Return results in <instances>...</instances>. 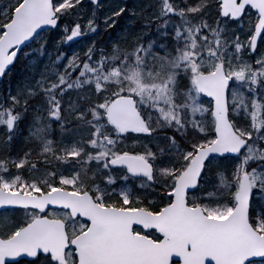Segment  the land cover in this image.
<instances>
[{
	"label": "snow or ice",
	"instance_id": "snow-or-ice-1",
	"mask_svg": "<svg viewBox=\"0 0 264 264\" xmlns=\"http://www.w3.org/2000/svg\"><path fill=\"white\" fill-rule=\"evenodd\" d=\"M213 2L218 10L222 0ZM185 11L181 0L171 11L162 8L159 27L167 29L165 17L183 19ZM187 11L189 15L202 11L199 0ZM237 21L217 13L214 25L220 39L224 38L223 25ZM202 22L203 29L195 27L200 40L192 36L185 21L183 27L174 26L171 34L164 31L163 42L138 38L132 47L114 44L111 56L100 49L97 68L85 62L87 72L79 67L65 71L75 81V88L65 85L61 77L60 96L70 91L84 93L69 101L70 120L62 117L65 105L59 97L35 104L29 117L28 109L40 94L27 85L19 95L9 93L0 100V213H43L71 207L54 201L65 191L79 194L71 190L77 188L72 177L78 178L80 169L88 172L94 168L101 175L120 169L121 179L127 183L137 175H147L146 169L160 167L172 172L170 202L175 199L176 182L181 181L186 207H192L189 196L196 204L215 200L222 217L220 205L227 204L234 212L238 197L243 196L249 215L264 222V52L260 51L264 31L255 46L249 47L235 34L237 43L225 59L216 50L219 39L215 49H205L210 39L204 34L209 31L207 17ZM0 69H4L2 59ZM21 96L25 99L18 111L10 105L20 104ZM238 119L244 123L238 124ZM20 130L24 133L22 146L16 147ZM68 133L73 139H64ZM49 154L55 162L72 166V174H65L63 168L59 173L52 170ZM26 168L32 173L42 169L52 180L32 178L18 183ZM201 187L207 190L199 192ZM40 262V256L32 260L22 257L17 264ZM44 262L47 264V258ZM257 264H264V258Z\"/></svg>",
	"mask_w": 264,
	"mask_h": 264
},
{
	"label": "water",
	"instance_id": "water-1",
	"mask_svg": "<svg viewBox=\"0 0 264 264\" xmlns=\"http://www.w3.org/2000/svg\"><path fill=\"white\" fill-rule=\"evenodd\" d=\"M246 8L258 15L250 41V46H255L264 31V0H239V3L222 0L220 15L239 19ZM56 25L51 0H22L3 26L0 59L6 70L0 69V80L25 45L39 32ZM80 38L81 34L75 30L68 40ZM145 171L149 175L150 170ZM184 187L177 181L175 199L157 214L101 208L90 195H69L68 191L54 202L71 207L52 209L66 210L71 218L88 222L87 230L71 241L76 264H246L264 258V237L248 222L246 197H238L236 210L217 220L204 216L199 208L186 207ZM134 226L155 231L161 241L132 234ZM67 246L62 221L35 219L12 238L0 240V264L22 257L32 260L39 255L49 256L54 264H67L64 259Z\"/></svg>",
	"mask_w": 264,
	"mask_h": 264
},
{
	"label": "rangeland",
	"instance_id": "rangeland-1",
	"mask_svg": "<svg viewBox=\"0 0 264 264\" xmlns=\"http://www.w3.org/2000/svg\"><path fill=\"white\" fill-rule=\"evenodd\" d=\"M83 1V0H82ZM182 6L186 9V11L182 14L183 15V19H177V16H166L165 18L168 21V27L167 29L164 28H157V24H153V23H157L158 19H160V15H154V13H150V15L148 16V18L146 19H134L133 20V15L132 16H125L123 15V13L128 10L125 9L122 5L119 6L120 9V13L115 12L113 13H109L106 14L104 12V7H84L80 5V10L77 9V5L81 0H56V3H54V9L55 12L58 16L59 19L64 20V18H66V15H68L69 17H73L74 23L71 25H78L80 28V31L83 35V38L80 40V42L76 43L75 45L72 46H64V51H68L69 54L66 55H62L61 58H58L55 63H61L62 60L63 63L60 65V69L56 70V67L53 68V70L51 69V65L50 62L52 61L50 59L51 55L56 52V51H48V53L46 55H37L36 52L34 51V49L32 48V46H29V50L24 54L23 58L25 60V63L21 66L18 67V69L16 70V73L14 75V79L12 84H9L8 81L4 82V83H0L1 84V88L5 89L7 91V98H8V94L11 93L13 96L19 95L20 93H22L24 91V86L27 85L30 88H34L35 91L39 94H41V92L47 91L48 93H50L51 95L53 94L54 96L51 98H55V97H59V99H61V101L63 102V104L65 105V109H64V115L62 116L66 121L70 120L71 118L67 115V111H68V104L70 100H76V98L79 95H84V93H77L76 91H70L67 92L65 96L61 97L60 96V79L61 77H63V80L65 82V85L67 84H72L73 89L75 88V81L72 80V83L69 82L68 79V75H65V71H71L74 70L76 68H80L83 71H88L87 69L83 68V65L85 62L90 63L91 67L93 69L98 67L97 61L99 60L100 56H101V52L100 49H104L103 55L106 56H111L113 54V46L114 44H120L121 48L124 47H132L133 44L135 42H137L138 39L132 41V36L134 35V33L137 31V29L139 27H137L135 29V25L138 23L140 26H144L147 25V28H145V32L147 34V36H138V38H142V39H146V41L151 40V39H155V34L160 33L161 34V39L164 38L162 33L164 31H173L174 26L179 25L180 27L184 26V22L187 21L188 27L192 29V36L195 37L197 40H200V37L197 36L196 32H195V27L197 25H199L202 29L204 27L203 22H202V16L200 17V21L196 22L194 19L198 18V16L201 13H204L207 18V21L209 22L210 26H211V21L213 19V7H214V2L211 3L208 1L206 2H200L199 3V8L202 11H195L193 14L189 15V12L187 11V9L189 8V3H185L184 0H182ZM213 1V0H211ZM130 3V2H129ZM197 4L196 2L191 3V5H195ZM205 4L209 5L210 7L205 8ZM11 5L10 2H4L3 6H1V10H5V6H9ZM131 5V3H130ZM187 6V8H186ZM174 8L173 4L168 3L167 0H164V6L163 9H166L167 11H171ZM130 9V8H129ZM147 9H151V5L147 7ZM216 12L218 13V10L216 9ZM154 15V16H153ZM97 16H101V19L96 21L95 18ZM155 19V22H153V18ZM213 22V21H212ZM242 23H245V26H249V20L244 18L242 21H240ZM151 24H153L154 29L151 31L150 30V26ZM254 24V23H253ZM67 24L63 25L64 28L66 27ZM227 26L228 24L223 25L225 33L227 32ZM126 27H130V31L128 33H126L125 28ZM133 30V32H131ZM239 29H241L243 31V34L245 33V30L243 27H240ZM107 37L105 38L104 36H102L101 34L103 33H107ZM112 32V33H109ZM96 33V34H95ZM115 33L114 36L111 37V35ZM240 33V32H238ZM1 34V32H0ZM127 39L129 40H124L122 42H119L122 37L127 36ZM205 35H209L210 39L209 42L212 44V48H216V41L219 39L220 40V47L218 49H216L217 51H222L224 53V57L225 59L228 56V53L232 50H234L235 45L234 43H231V50L228 49V42L226 43L225 38L220 39L218 32L217 35H212V31L205 32ZM242 34V33H240ZM251 35V34H250ZM250 35L247 36V38H241V43L244 44L245 47L249 46V40H250ZM59 36V35H58ZM226 36V35H225ZM60 37V36H59ZM58 37V39H59ZM44 37H42V35L40 37H38L37 39H35L32 44L40 45L41 44V40ZM57 40H53L54 42L56 41V43L58 42ZM103 39H105L104 41H102ZM162 41V40H161ZM96 42V44H94ZM132 42V43H130ZM54 43V44H56ZM171 43V42H170ZM201 43L203 44L204 42L201 41ZM264 43V38H262L261 40V44ZM210 45V44H208ZM208 45H205V49H207ZM41 46V45H40ZM56 48V45L54 46ZM89 48H92L93 50L90 52L89 56L87 58H84L83 60H80V50L84 49V50H89ZM261 52H264L263 47H261L260 49ZM34 53V54H30V53ZM217 59H219V57H217ZM106 67H111V65L106 64ZM2 92V90H0V93ZM231 95V94H230ZM43 96V95H42ZM44 97V96H43ZM41 96H38L37 99L32 101V105H30L29 108H31L32 106H34L35 104H41L42 102V98ZM6 98V99H7ZM25 99L24 96H21V103L20 105H22L21 107H23V100ZM48 100L49 97L47 98ZM236 100L238 102L239 105V101L241 100V95L238 92L236 95ZM19 105V104H12V107ZM238 124H243L244 121L243 119H238L237 120ZM73 125L69 124L68 128H72ZM65 140H71L73 139V134L72 133H68L65 135L64 137ZM66 158V157H65ZM63 168L65 174L67 175H71L72 174V167L71 166H66L63 165L60 169L56 170L58 173L59 171ZM169 171H159L158 175L159 177L163 178H159L156 177L154 175H152V179L153 182H157L159 187L164 190V187H166L167 190H169L172 187L173 184V176H169ZM81 174V172H80ZM93 174H97L95 171H93ZM169 176V177H168ZM36 179H40V178H45L48 179L49 181H51V176L50 175H46L43 173V170H41L40 172H37L35 174ZM167 177V178H166ZM73 179H76V183H77V188H75L76 190H78L80 188V186L82 185V182H80V175L78 178H76L75 176L72 177ZM206 185L209 183L208 181L204 182ZM43 186V185H42ZM73 189V190H75ZM205 189V190H204ZM206 188H203V190H201L202 192L206 191ZM119 193L121 192L123 197L125 199H127L130 195H128V188L125 186L119 187L118 189ZM200 191V192H201ZM225 198L227 197V194L225 193ZM161 196L160 194L156 195ZM228 198V197H227ZM154 198H148L146 201L148 203H153ZM127 201V200H126ZM216 201L215 200H209L207 202L205 201H201L202 206L204 207L203 209L205 210V213L207 215H209L210 217H221L218 216L217 214V207L216 205ZM220 208L223 210V215L226 212H229L230 209L227 208V204H221ZM51 215L56 216V218L63 220L66 223V226L70 227L69 229V234L71 236H74L75 234L78 233V231H80V221L79 220H72L70 219L67 214L63 211H51L50 212ZM254 219L260 224L261 229L264 231V222H262L261 220H258L254 217ZM74 228V229H73ZM70 236V237H71ZM65 258L67 259V261L69 262H73L74 258H73V254L71 251H69L67 253V255L65 254ZM255 264V263H253Z\"/></svg>",
	"mask_w": 264,
	"mask_h": 264
},
{
	"label": "flooded vegetation",
	"instance_id": "flooded-vegetation-1",
	"mask_svg": "<svg viewBox=\"0 0 264 264\" xmlns=\"http://www.w3.org/2000/svg\"><path fill=\"white\" fill-rule=\"evenodd\" d=\"M131 5H130V3ZM80 5L84 7H104V12L108 13H120L119 6L122 5L126 10L123 15L125 16H132L137 17L140 19L142 17L143 19L148 18L150 13H154V15L159 16L161 14V9L164 6V0H100L96 4L91 5L88 2H84L81 0V3L79 2L77 5V9L80 10ZM151 5V9H147L148 6ZM130 8V9H129ZM153 15V16H154ZM141 18V19H142ZM163 23L161 19H158L157 28H160L159 25ZM153 24L150 26V30L152 31L154 29ZM139 27L137 30L145 31V28H147V25L140 26L138 23L135 26V29ZM71 28V27H70ZM70 28H63L66 32L74 30ZM132 43V42H130ZM159 43V41H158ZM64 60H62L61 64ZM44 97H43V96ZM43 97L41 102L49 97L50 100L54 96L51 95L47 91L41 92L39 95ZM61 100V99H60ZM41 103V104H42ZM22 105H16L14 108H16L18 111L22 108ZM32 111L31 108L28 109V116L31 117ZM64 115V110L62 112V116ZM24 133L23 130H20L17 133V140H16V147L22 146V137ZM50 161L52 159L51 154H49ZM63 165H61L58 169H60ZM42 170V169H41ZM53 170V168H52ZM169 171V176H172L171 169H161L160 167L155 168L154 170H151V176H136L135 178L129 179L127 183H125L122 179V170L120 169H114L112 173H104L101 174H93L91 177V181H86L83 179V176L80 174V182H82V185L80 186V193L88 192L94 201L103 206V207H111L116 209H122V210H138V209H145L149 210L153 213H157L159 210H161L164 206L170 204V201L168 200V192L169 190L164 187V190H162L157 182H153L152 175L159 177L158 172L159 171ZM94 171V168H93ZM36 173H32L28 168L25 169L24 174L20 177L18 183H23L26 179H32L35 177ZM11 175V174H8ZM168 176V177H169ZM161 178V177H159ZM167 178V177H166ZM163 179V178H161ZM52 180V177H51ZM86 185H89V187H85ZM125 186L128 188L129 192L128 195H130L127 199H125L122 195V193L118 191L119 187ZM157 194H160L161 196H156ZM148 198H154L153 203H148L146 200ZM127 200V201H126ZM188 204L192 205V207L198 206L200 204H196L192 197H188ZM202 210L205 213V210ZM49 211L45 212L43 215L39 214L38 212L35 213H27L23 214L20 212H7V213H0V239L6 240L12 237L14 234H16L21 228L24 226L30 224L32 221H34L36 218L40 216H45L51 218L52 216H49ZM207 215V214H206ZM209 216V215H207ZM210 217V216H209ZM219 217V218H223ZM218 218V217H216ZM250 222L252 221V226L256 231H258L261 235L264 236V231L261 229L260 224L254 219V217L249 215ZM80 232L77 234H80L86 228L88 227V224L84 221L80 220ZM66 232L68 235V241L70 242L71 237L69 236V233L66 228ZM133 233L136 235H144L148 238H151L154 241H158L159 238L153 233H144L139 228H134ZM76 234V235H77ZM74 237V236H73ZM67 251H73L71 246L68 247ZM41 262L40 264H45L44 258H47V264H52L50 259L48 257L40 256ZM18 262V261H17ZM17 262L11 263V264H17ZM257 264V261L251 262L248 264Z\"/></svg>",
	"mask_w": 264,
	"mask_h": 264
},
{
	"label": "trees",
	"instance_id": "trees-1",
	"mask_svg": "<svg viewBox=\"0 0 264 264\" xmlns=\"http://www.w3.org/2000/svg\"><path fill=\"white\" fill-rule=\"evenodd\" d=\"M21 0H0V8H1V6H3V3L4 2H10L11 3V5H9L8 7L7 6H5L6 8H5V10H1L0 9V24H2V23H6L7 21H8V19H9V17H10V15H11V12H12V10L14 9V7L16 6V5H18V3L20 2ZM185 1V3L187 4V3H189V5H191V3H194V2H196L197 3V0H184ZM206 2V1H208V3L209 2H211V3H213V1H211V0H199V3L200 2ZM181 2H183L182 0H181ZM177 3H178V0H171V4H173V6H174V8L177 6ZM188 5V4H187ZM186 8H187V6H186ZM213 11H214V14H213V19L212 20H210L211 21V26H210V24H209V22H208V24H209V28H210V31H217L218 32V30H216L215 29V25H214V20L216 19V17H217V12H216V8H215V5H214V7H213ZM106 14H109L108 12H105ZM206 17L205 16V14L204 13H201L199 16H198V18H196V19H194L196 22L198 21H200V17ZM251 16V15H250ZM140 18H142V17H140ZM208 18V17H207ZM101 19V16H97L96 18H95V20L96 21H98V20H100ZM134 19H139V18H137V17H133V20ZM143 19V18H142ZM251 19H252V16H251ZM248 20H249V23H250V17L248 18ZM213 21V22H212ZM74 23V20H73V17H69L68 15H66V18H64V20H63V18L61 19V21H60V26H59V28H57L56 30H54V31H49L48 33H44L45 35H44V38L41 40V46L38 44V46L37 45H32V48L34 49V51L36 52V54L37 55H39V54H41V55H46L47 53H48V51H56V52H54L52 55H51V57H50V59L52 60L51 62H50V65H51V69L53 70V68L54 67H56V70L57 69H60V65L61 64H58V63H55V61L58 59V58H61L62 57V55H66V54H69V52L68 51H64V46H66V47H68L69 46V44H67V43H65V41L63 40V39H61L60 41H58L57 43H56V41L54 42L53 40H57V38L59 37V36H61V35H66V33H64L65 32V30H63V25H65V24H67L66 25V27H69L71 24H73ZM243 25V28H244V30H245V33L243 34V31L241 30V29H239L240 28V25ZM137 25V24H136ZM135 25V26H136ZM251 27H252V25H251V23H250V25L249 26H245V23H236V24H231V23H229L228 24V26H227V32L225 33V35H224V38H225V41H226V43L228 42V49L229 50H231L232 48H231V46H230V44L231 43H234V45H236V43H237V41L236 40H234L233 39V36L235 35V34H237L238 32H240V33H242V34H240V33H238L239 34V36H240V38H247V36H249V34L251 33ZM133 30L134 29H132V31L131 32H133ZM125 31H126V33H128L129 31H130V27H126L125 28ZM153 32V31H152ZM169 32V34H171L172 32L171 31H168ZM109 33H112V32H109ZM96 34V33H95ZM107 34H108V32L107 33H103V34H101L102 36H104L105 38L107 37ZM59 35V36H58ZM115 35V33H113L112 35H111V37L112 36H114ZM134 36V35H133ZM141 36H147V34H143V35H141ZM126 37H128V34H127V36ZM155 40L158 42H163V40H164V38H162L161 39V34L160 33H158V34H155ZM199 37V36H198ZM105 39H103L102 41H104ZM125 39H121L119 42H122V41H124ZM128 40V39H127ZM144 41L146 40V39H143ZM162 40V41H161ZM171 41L169 40V43H170ZM240 42H241V39H240ZM54 43H56V44H54ZM94 44H96V42L94 43ZM208 44H210V45H208ZM208 46H211L212 47V44L210 43V42H208ZM56 45V48L54 47ZM261 47H263V49H264V43H262L261 45H260V49H261ZM54 49H56V50H54ZM29 50V49H28ZM93 49L92 48H89V50L87 51V50H84V49H82V50H80V60H83L84 58H87L88 56H89V54H90V52L92 51ZM26 53V51H24L21 55H20V57L17 59V61H16V63H15V65L9 70V72L4 76V79H3V81H2V83H4V82H6V81H8V83L9 84H12V82H13V79H14V75H15V73H16V70L18 69V67H21L24 63H25V60H24V58H23V56H24V54ZM68 79H69V82L70 83H72V80H71V78L68 76ZM0 86H1V84H0ZM0 90H2L3 91V93L4 94H0V97H4L6 94H5V92H6V90L5 89H3V88H1L0 87ZM51 163H52V165H53V170L54 171H56L57 170V168H59L62 164H60V163H58V162H55V158L54 157H52V159H51V161H50ZM72 167V166H71ZM80 172H81V176H83V179L86 181V183L88 182V181H91L92 179H91V177H92V173H93V169H89L88 170V172H84L83 171V169H80ZM88 184V183H87ZM85 187H89V185H86ZM203 190V189H202ZM201 191V190H200ZM199 191V192H200ZM202 192V191H201ZM228 197V196H227ZM226 197V199H229V200H231V197H228L227 198Z\"/></svg>",
	"mask_w": 264,
	"mask_h": 264
},
{
	"label": "bare ground",
	"instance_id": "bare-ground-1",
	"mask_svg": "<svg viewBox=\"0 0 264 264\" xmlns=\"http://www.w3.org/2000/svg\"><path fill=\"white\" fill-rule=\"evenodd\" d=\"M143 34H146V32H145V31H140V32H139V30H137V31L134 33V36H132V41L138 39V36L143 35ZM128 40H129V39H128Z\"/></svg>",
	"mask_w": 264,
	"mask_h": 264
}]
</instances>
